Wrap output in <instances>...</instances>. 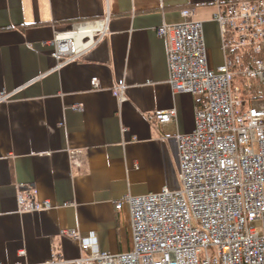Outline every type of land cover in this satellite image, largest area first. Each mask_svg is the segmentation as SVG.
I'll return each mask as SVG.
<instances>
[{
	"label": "crops",
	"instance_id": "obj_1",
	"mask_svg": "<svg viewBox=\"0 0 264 264\" xmlns=\"http://www.w3.org/2000/svg\"><path fill=\"white\" fill-rule=\"evenodd\" d=\"M231 1L240 0H0V94L10 95L0 104V264L84 258L67 231L94 233L102 252L130 249L128 210L115 203L179 187L174 138L195 122L196 100L168 85L166 41L156 30L191 10L217 67L214 17L219 3ZM103 26L99 43L58 68L49 45L56 32ZM120 80L123 103L112 95ZM170 110L171 123L148 119ZM30 191L51 209L20 212L17 195Z\"/></svg>",
	"mask_w": 264,
	"mask_h": 264
},
{
	"label": "built area",
	"instance_id": "obj_2",
	"mask_svg": "<svg viewBox=\"0 0 264 264\" xmlns=\"http://www.w3.org/2000/svg\"><path fill=\"white\" fill-rule=\"evenodd\" d=\"M217 8L223 56L217 67L209 64L203 27L191 10L181 12V23L156 30L166 41L168 85L196 100L194 130L174 138L179 187L115 203L130 218L127 252L98 250L94 233L81 238L65 232L86 254L71 264H264V0ZM106 34V26L56 32L49 45L58 68L80 59ZM92 84L97 88L96 79ZM254 84L259 96L249 93ZM126 89L123 80L112 88L119 103ZM9 98L0 94V104ZM175 118L174 110L148 116L157 127ZM17 203L20 212L52 207L36 202L32 191L18 193Z\"/></svg>",
	"mask_w": 264,
	"mask_h": 264
},
{
	"label": "trees",
	"instance_id": "obj_3",
	"mask_svg": "<svg viewBox=\"0 0 264 264\" xmlns=\"http://www.w3.org/2000/svg\"><path fill=\"white\" fill-rule=\"evenodd\" d=\"M248 90L251 95L259 96L261 94V88L257 84L252 85V87H249Z\"/></svg>",
	"mask_w": 264,
	"mask_h": 264
},
{
	"label": "rangeland",
	"instance_id": "obj_4",
	"mask_svg": "<svg viewBox=\"0 0 264 264\" xmlns=\"http://www.w3.org/2000/svg\"><path fill=\"white\" fill-rule=\"evenodd\" d=\"M220 51H221V50H220ZM211 57H212V59H213L215 62H218V61H219V55L216 54L215 52L213 53V55H212ZM239 80H240V78L237 77V81H239Z\"/></svg>",
	"mask_w": 264,
	"mask_h": 264
}]
</instances>
